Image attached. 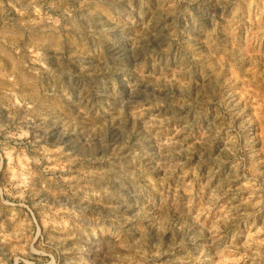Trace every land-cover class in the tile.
Masks as SVG:
<instances>
[{
  "label": "rangeland",
  "instance_id": "374dc122",
  "mask_svg": "<svg viewBox=\"0 0 264 264\" xmlns=\"http://www.w3.org/2000/svg\"><path fill=\"white\" fill-rule=\"evenodd\" d=\"M87 2L0 0V264H66L76 253L65 251L71 240L57 252L61 236L89 223L99 243L86 259L102 244L124 264H264V104L248 83L264 67L254 0L246 10L196 0L194 19L161 20L135 48L130 34L152 0ZM33 40L37 55L24 56ZM229 41L230 54L217 51ZM122 106L138 113L134 124L118 118ZM151 217L168 231L155 234ZM141 237L142 247L125 246ZM173 239L171 252L152 255Z\"/></svg>",
  "mask_w": 264,
  "mask_h": 264
},
{
  "label": "clouds",
  "instance_id": "9594fccd",
  "mask_svg": "<svg viewBox=\"0 0 264 264\" xmlns=\"http://www.w3.org/2000/svg\"><path fill=\"white\" fill-rule=\"evenodd\" d=\"M129 6L132 4V0H127ZM152 3H154V11L152 12L151 18H148V14L144 11V6L142 5L140 9V15L145 20H147L146 23H144L143 28L139 33L135 32L134 30L130 34V40L133 41V47H138V38L143 39L146 38V34L151 31L152 27L156 24H158L161 20L167 21L169 17L172 18V23L170 25H166L168 27H175L176 20L180 17H184L185 19H194L192 14V6L196 3V0H152ZM13 8L16 6L13 4ZM88 7L87 0H80L79 8L85 9ZM225 7H235L237 9H244L246 10L249 7L248 0H232L231 3L226 4ZM254 7L256 9V12L258 13L256 19L260 21L261 27L260 31L264 32V0H254ZM246 13H241V15H244ZM109 19H112L110 16ZM126 21L129 25L134 26V28H139L140 23L138 22L137 18L129 14L126 17ZM22 39V37H21ZM172 40L175 42L180 43L179 36L174 32L172 34ZM8 41L5 40V44H7ZM230 43L226 42L225 46L223 48H218L217 51L221 52L223 51L226 55L230 54L231 49L227 47V44ZM42 46V42L40 40H33L31 41V45L29 47V44H25L24 48L27 49V51L23 52L24 56L28 55V52H32V56H36L37 53L35 51H32L33 49H39ZM13 47L16 49L17 52H21L22 49L19 46V41L13 42ZM191 51V50H189ZM261 59V65H264V53L260 54ZM31 58V57H29ZM194 59H199V57H193ZM249 73L252 72V69L250 68ZM230 79V78H229ZM217 83L220 84L221 87H223L224 83H227V81L220 83L217 81ZM253 87H252V93L257 96L259 102L261 104H264V67L261 68V71L251 76V79L248 81ZM69 99L71 97L69 96ZM235 99V97H233ZM126 103V102H124ZM131 108V106H130ZM118 118H122V122H129L134 124L135 120L138 118V113L133 110H129L127 113H125L123 106L120 108V114ZM123 131L126 134L125 144L124 147H129L128 141L132 139V136L134 133L138 134V130L133 126L126 129H123ZM118 154V153H114ZM135 171V170H134ZM147 215V213H145ZM131 219L136 220L138 223H143L144 218L140 214H137V216L132 217ZM148 226L150 229L154 231L155 234L162 235L164 232L168 231V226L165 224L159 223L157 217H151L148 222ZM98 227V226H97ZM63 231V229H61ZM69 235L61 236L59 245L56 246L57 252H59L60 246L65 244L68 240H71V246L70 248L65 249V251H74L76 253L75 257L71 260H67L66 264H124V258H120L118 260L110 261L108 258V253L104 251V245H99L95 249V255L91 256L90 258L86 259L85 254L88 253V247L87 245H90L92 243H99V241H94V237L97 236V228H93L91 223H89L87 226L82 227L79 224H73L72 228L67 229ZM104 231H110V229H104ZM115 235V233H113ZM4 239L10 240V239H22L19 234L10 235L7 233H4ZM29 240L31 238L29 237ZM144 245V239L141 237L140 240L135 241L132 245H125L129 248V250H133L136 246H143ZM30 245L25 244H17L14 247L15 251H21L26 252L27 247ZM122 245L119 242L112 243L109 247V252L114 253L117 249H119ZM176 247V242L173 239L172 244L168 245L166 249L159 248L156 251L152 252V255L157 254V252L163 253V252H171L173 248ZM32 251H36V249H32ZM51 255V253H49ZM151 255L149 256V259H151ZM20 259V257H17V261ZM179 259V258H177ZM3 264H8V261H3ZM25 264H29L28 261H25ZM47 264H59V261L56 258H53L51 261H48ZM139 264H146L145 261H140ZM152 264H156L155 261L152 262ZM174 264V262H173Z\"/></svg>",
  "mask_w": 264,
  "mask_h": 264
},
{
  "label": "bare ground",
  "instance_id": "6f19581e",
  "mask_svg": "<svg viewBox=\"0 0 264 264\" xmlns=\"http://www.w3.org/2000/svg\"><path fill=\"white\" fill-rule=\"evenodd\" d=\"M1 49V48H0ZM24 92V91H23Z\"/></svg>",
  "mask_w": 264,
  "mask_h": 264
}]
</instances>
